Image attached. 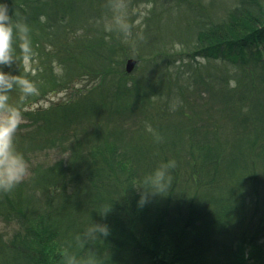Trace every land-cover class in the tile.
I'll list each match as a JSON object with an SVG mask.
<instances>
[{"label": "trees", "instance_id": "trees-1", "mask_svg": "<svg viewBox=\"0 0 264 264\" xmlns=\"http://www.w3.org/2000/svg\"><path fill=\"white\" fill-rule=\"evenodd\" d=\"M0 3L31 29L27 76L38 90L23 103L11 94L36 126L15 136L29 176L0 193V219L15 227L0 231V264H65L68 252L89 249L101 264H264V0H131L152 6L128 43L97 26L105 0ZM128 57L139 61L137 77L125 70ZM3 70L20 74L17 65ZM83 80L86 90H75ZM61 91L69 97L47 112L25 110ZM194 113L175 147L157 141L152 120ZM88 115L105 129L86 145ZM218 117L242 126V148L238 140L221 149ZM146 124L155 141L135 149L126 133L149 138ZM47 151L64 158L45 164ZM170 160L168 193L139 207L143 177ZM104 202L113 206L102 218ZM92 222L110 235L76 246Z\"/></svg>", "mask_w": 264, "mask_h": 264}, {"label": "clouds", "instance_id": "clouds-1", "mask_svg": "<svg viewBox=\"0 0 264 264\" xmlns=\"http://www.w3.org/2000/svg\"><path fill=\"white\" fill-rule=\"evenodd\" d=\"M104 6L107 13L96 20L97 26L128 43L133 37L134 27L131 22V0H105ZM44 19L41 17L42 21ZM30 33L29 25L19 13L10 14L8 5L0 3V193L4 194L11 193L30 174L28 162L15 143L17 130L23 120L22 107L19 103L11 102L13 92L19 94L20 102L23 103L38 91L27 76L34 57ZM105 40L110 41V36H105ZM13 65L19 67L20 74L13 75L3 70L5 67L11 69ZM179 103L178 98H174L171 110L175 111ZM146 130L154 132L151 124H146ZM156 139L159 141L161 137L156 134ZM175 167V160L160 163L154 171L143 177L142 187L137 188L141 190L139 207L148 203L151 197L168 193L173 179L170 170ZM112 206L107 202L101 203L97 212L105 218L112 211ZM109 235L107 224L92 222L74 239L76 246L83 247L87 242H95ZM64 259L65 264H101L94 249H89L82 257L70 251Z\"/></svg>", "mask_w": 264, "mask_h": 264}, {"label": "rangeland", "instance_id": "rangeland-1", "mask_svg": "<svg viewBox=\"0 0 264 264\" xmlns=\"http://www.w3.org/2000/svg\"><path fill=\"white\" fill-rule=\"evenodd\" d=\"M217 6H220L219 4H222L223 2L228 4L230 0H215ZM152 5H148L146 3H140V4H132L131 5V21L134 24V27L137 28L139 23H141L143 16L146 14V12L150 9ZM139 68V61L137 62L135 68L133 71L129 73L131 75V78L133 76L137 77L140 72ZM130 78V77H129ZM149 82L155 84L153 81L148 80ZM89 85V82L87 80L79 81V84L76 85L74 88L77 91H85L86 87ZM69 97V94L65 91L61 92H54L52 93L49 97L44 99L41 103H36L32 105H27V108L25 110L27 111H34V110H39L42 113L47 112V109L55 107V105H59L62 103V101L67 100ZM141 111V109H138ZM138 111V112H140ZM136 112V111H135ZM193 117H187L183 114L180 116L174 117V116H167L165 118H162L160 120H152L155 127V130L160 132L162 134L161 140L166 141V144L169 148H173L176 146L177 143V136L176 135H181L183 137L184 132L189 129V122L191 119L196 118V114ZM32 115H23V120L22 123L20 124L16 135L20 133H25L26 130L36 126L35 123L32 121ZM95 117L88 115L87 117H84L83 120H81L80 125L84 128H86L85 133L80 137V142L83 144H88L92 141L94 135H98L105 129L104 123L101 125H93L90 121H94ZM217 121L220 122L219 124V129L221 130L220 132V141L222 142V147L221 149H224V143H237L238 140L239 143L237 144L235 149H240L242 148V141H241V136H242V131L243 128L240 125H236L233 120L230 119H220L219 117L216 118ZM116 121V120H115ZM241 129V131H240ZM155 136V133L153 132L152 135H148L146 132L142 131L136 134H133L131 132L126 133V139L134 144V148L137 149V145L144 144L145 142L152 143L155 141L153 138ZM182 139V138H181ZM180 139V141H181ZM212 145V141H211ZM154 146L153 148H155ZM209 149H216L213 145L212 148ZM177 149H169L168 154L169 156L173 157L174 151ZM47 154V155H46ZM46 154L41 155L40 158L41 161L45 164H53L56 161H59L63 159L64 157L59 153V152H52V151H47ZM160 153L156 151L155 153V159L154 162L158 159ZM145 156H148L147 154ZM242 156L240 154H236V157ZM149 157V156H148ZM160 162L157 164L159 165ZM15 230L14 226L8 225L4 223L0 219V231L5 232L8 235H12Z\"/></svg>", "mask_w": 264, "mask_h": 264}, {"label": "water", "instance_id": "water-1", "mask_svg": "<svg viewBox=\"0 0 264 264\" xmlns=\"http://www.w3.org/2000/svg\"><path fill=\"white\" fill-rule=\"evenodd\" d=\"M137 64V59L135 58H129L126 62V71L128 73H130L131 71H133V69L135 68Z\"/></svg>", "mask_w": 264, "mask_h": 264}]
</instances>
